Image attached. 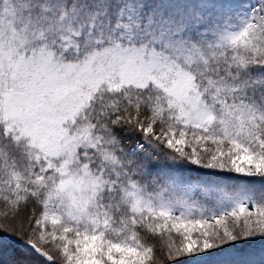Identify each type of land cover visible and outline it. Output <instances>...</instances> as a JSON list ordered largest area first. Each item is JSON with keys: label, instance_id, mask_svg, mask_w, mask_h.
Masks as SVG:
<instances>
[{"label": "snow or ice", "instance_id": "6c2138e0", "mask_svg": "<svg viewBox=\"0 0 264 264\" xmlns=\"http://www.w3.org/2000/svg\"><path fill=\"white\" fill-rule=\"evenodd\" d=\"M0 264H264V0H0Z\"/></svg>", "mask_w": 264, "mask_h": 264}]
</instances>
